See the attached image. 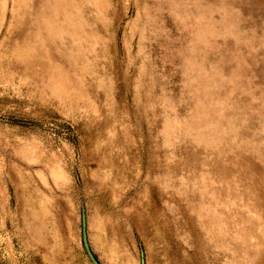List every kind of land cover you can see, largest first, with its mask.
<instances>
[{
    "label": "rangeland",
    "instance_id": "374dc122",
    "mask_svg": "<svg viewBox=\"0 0 264 264\" xmlns=\"http://www.w3.org/2000/svg\"><path fill=\"white\" fill-rule=\"evenodd\" d=\"M89 252L264 264V0H0V264Z\"/></svg>",
    "mask_w": 264,
    "mask_h": 264
},
{
    "label": "water",
    "instance_id": "95a60500",
    "mask_svg": "<svg viewBox=\"0 0 264 264\" xmlns=\"http://www.w3.org/2000/svg\"><path fill=\"white\" fill-rule=\"evenodd\" d=\"M83 242H84L85 246H87V241H86L85 234L83 235ZM89 255L92 258V260L95 262V264H98L97 261L95 260V258L93 257V255L90 252H89Z\"/></svg>",
    "mask_w": 264,
    "mask_h": 264
}]
</instances>
